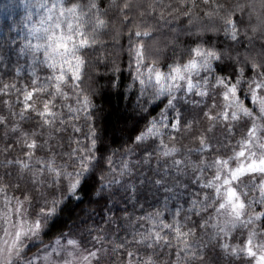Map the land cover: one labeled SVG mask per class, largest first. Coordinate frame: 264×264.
<instances>
[{
	"label": "clouds",
	"instance_id": "clouds-1",
	"mask_svg": "<svg viewBox=\"0 0 264 264\" xmlns=\"http://www.w3.org/2000/svg\"><path fill=\"white\" fill-rule=\"evenodd\" d=\"M257 83L264 0H0V264H255L264 172L232 173L264 161Z\"/></svg>",
	"mask_w": 264,
	"mask_h": 264
},
{
	"label": "snow or ice",
	"instance_id": "snow-or-ice-1",
	"mask_svg": "<svg viewBox=\"0 0 264 264\" xmlns=\"http://www.w3.org/2000/svg\"><path fill=\"white\" fill-rule=\"evenodd\" d=\"M61 2H62V0H55V4H57V5H59ZM144 7H145L144 5H136L135 6L136 9L144 8ZM152 7L154 10L163 9L164 11H168V9L171 8L172 11H171L170 15H172V14H181V8H187V5L181 4V6L176 7V6H172V5L165 6L163 4H156V5H153ZM48 11H49V19H51L53 12H54V9H49ZM64 11L65 10L63 8H61V12H64ZM67 12L70 15L75 14V12H76L75 6H73V8H71V9H67ZM123 12H124L125 17H128V14L130 12L134 13V6L131 4L126 5L123 9ZM140 15H141V17H143V16L147 15V13H141ZM182 15L187 17L189 15V12L186 10L182 13ZM162 16H163V12H161V17ZM234 19L235 18H233V20ZM229 23H232V21H230ZM141 27H144V30H145L144 34L147 35V32H148L147 24L145 23L144 25H141L140 22L137 21V31L135 33V35L137 37H139L141 35V32H140ZM232 31L235 32V29H232ZM80 43L84 44V43H87V41L82 40V41H80ZM60 46H63V45H58V47H60ZM139 54H140L139 49H137V55H139ZM253 67L254 66H249L248 72H252ZM173 71L178 72L179 69H173ZM74 75H75V73H74ZM157 77L159 78V73H157ZM260 87H261L260 84L257 83V86L252 91L250 102L252 104H256L258 106L260 113H264V96L259 95ZM232 92H234V89L229 87L228 92L225 93V98L227 99L228 94L232 93ZM32 95L33 94L31 92L26 93L25 100L27 102L24 104L25 108H28L29 103L31 102L30 98L32 97ZM2 98L3 97L0 96V99H2ZM5 103H7V101H5ZM247 104H249V101H245V105H247ZM252 111H255V109L249 110V108H247V107H244V108L240 109L239 111L226 109L225 119L228 118L229 114L232 116L233 119H237L241 114H243L244 116L248 117L251 120L252 119V114H251ZM48 113H49V108H48L47 103H45L43 113H41V114L44 115V114H48ZM11 114L15 115V112L13 111ZM258 127H260V125L253 124L252 127L248 128V134H249L250 138H256V132H257ZM250 143H251V139L242 141L241 151L239 153H237V155H240V156L244 155V146H246ZM6 147H7V145H6ZM32 147H33V144L31 142H29L26 145L27 149H31ZM10 154L11 153H9V155ZM30 155L31 154L28 151H25V159L6 160L5 163L11 168L20 169V168L25 167L26 159ZM261 164H264V161H261L260 163H257L256 161H252L248 165H242L240 168L234 170L232 175L235 178L236 176L244 174V173H253L254 174L257 171L264 172V167H261ZM225 183H227V181H225ZM260 188H261L260 196L262 199H264V184H261ZM234 196H235V193L233 192V190L231 188H229L227 191V196H226V199L228 200V202L232 203ZM240 207H242V205L240 204V201L238 199L236 200L235 203H232V209L233 210H238ZM237 215H239L238 211H237ZM165 227H167V226H165ZM175 234L178 238H181L183 236V233L181 232V230L178 226L175 229ZM154 235H155V239L157 241H159L160 240L159 232L154 233ZM254 235H255L254 233L250 234L249 240L245 243L244 252L246 253V255L248 257H251L254 260L255 264H264V242L258 243L256 248H254L253 247V240H252V237ZM67 244L69 246H74V245H76V241L69 239L67 241ZM224 247L227 248L228 246L224 245ZM257 248H259L260 250L257 251ZM233 251H235V249H233ZM129 255H131V254L129 253Z\"/></svg>",
	"mask_w": 264,
	"mask_h": 264
}]
</instances>
